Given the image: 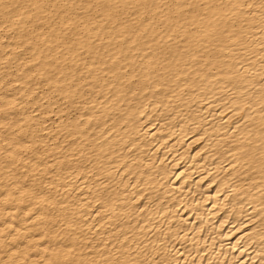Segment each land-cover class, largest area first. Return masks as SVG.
<instances>
[{"label": "bare ground", "instance_id": "bare-ground-1", "mask_svg": "<svg viewBox=\"0 0 264 264\" xmlns=\"http://www.w3.org/2000/svg\"><path fill=\"white\" fill-rule=\"evenodd\" d=\"M0 264H264V0H0Z\"/></svg>", "mask_w": 264, "mask_h": 264}]
</instances>
